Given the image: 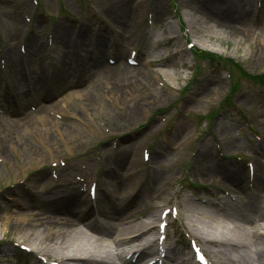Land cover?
<instances>
[{
	"label": "rangeland",
	"instance_id": "rangeland-1",
	"mask_svg": "<svg viewBox=\"0 0 264 264\" xmlns=\"http://www.w3.org/2000/svg\"><path fill=\"white\" fill-rule=\"evenodd\" d=\"M112 1L0 0V71L7 72L11 56L15 61L21 56L22 65L17 87L9 85L6 75L0 77V204L24 211L21 207L32 198L24 185L38 172H46L44 184L56 169L82 170L80 191L93 200L89 190L98 185L114 147L121 148V154L136 153L132 170L139 176L155 178L167 169L176 173L162 185L169 193L158 201L159 212L176 207L181 196L195 202L200 197L204 203L232 201L220 193L221 188H229L222 181L209 183L192 173L194 156L200 152L208 153L213 165L227 166L243 179L241 197L234 203L261 200L264 187L257 180L264 172V0H220L232 13L224 27L210 6L215 0H123L137 21L131 43L122 44L119 52L134 60L125 64L148 72L155 89L165 91V98L155 104L131 96L128 81L118 84L121 96L112 92L94 68L100 59L112 65L114 57L104 58L102 51L115 54L120 46L116 23L108 13ZM238 13L246 14L244 22L236 20ZM172 32L175 38L169 40ZM62 35L75 53L73 62L68 60L65 66L64 83L88 95L94 110L79 96L61 103L64 87L54 89L50 83L52 75L62 69L57 50ZM75 65L76 73L71 70ZM36 82L39 86L32 90ZM17 88L23 89V100ZM23 103L27 112L46 119L45 127L40 126L44 131L19 123L16 134L8 138L5 123L22 119ZM40 107L43 110L37 112ZM176 129L187 137L169 146ZM46 134L49 141L44 139ZM17 136L27 139L36 159H25L17 151ZM15 191H23L24 199ZM178 212L176 218L170 216L168 234L175 235L179 255L189 254L195 238ZM22 234L9 226L2 229L0 261L7 255L9 264L30 262L20 259L14 246L20 244ZM197 243L213 264L219 262L215 247ZM245 254L252 264L260 260L253 250Z\"/></svg>",
	"mask_w": 264,
	"mask_h": 264
},
{
	"label": "bare ground",
	"instance_id": "bare-ground-1",
	"mask_svg": "<svg viewBox=\"0 0 264 264\" xmlns=\"http://www.w3.org/2000/svg\"><path fill=\"white\" fill-rule=\"evenodd\" d=\"M138 1L141 3L144 0ZM210 6L218 12L216 16L222 21L221 26L224 27L225 23L230 21L232 13L222 7L220 0L213 1ZM108 13L116 23L119 45L129 46L137 16L130 10L127 11L123 0H113ZM243 15L238 13L236 20L244 22L246 14ZM160 17L158 15V19ZM174 38L175 35L172 32L169 40ZM64 41V35L59 36L57 50L60 53L62 69H58L59 71L52 75L50 83L54 89L64 87L59 95L61 103L73 96H79L86 102L88 108L94 110V101L88 95H82L81 92L74 91L70 85L67 86L64 83L65 66L68 60L72 61L71 56L75 54L73 48L69 44L65 45ZM99 43L101 42L98 41L96 46L98 50H101L103 45ZM120 46H116L118 53L115 54L102 51L104 58L114 57V63L109 65L106 61L98 60L94 65L97 75L111 86L112 92L120 96L122 88L118 87L119 82L128 81L130 90L127 91H132L131 96L140 97L144 104L162 101L166 96L165 91L155 89L149 82L148 72L133 69L125 64L129 58L119 52V49L123 47ZM31 54L28 52L32 60ZM20 57L18 58L21 59ZM74 58H77V55ZM19 59L15 61L11 56L7 64V72L0 71V77L3 74L9 77V85L11 84L12 87L20 85L16 77L22 68ZM84 64L89 65L87 58ZM151 65L149 64L148 67ZM75 68L76 65L71 70L76 73ZM151 72L157 74L159 71L151 70ZM74 76L75 74L71 77ZM37 86L39 83H34L32 90H35ZM18 90L22 98L24 91L22 88ZM167 90L171 91L169 88ZM149 91L153 92V95L145 96L149 94ZM26 105L23 103L21 120L5 123L8 138L16 134L19 123L31 124L39 133H42L41 130L44 131L40 129V126L45 127L46 119L37 118L31 112H27ZM42 110L43 108L40 107L37 112ZM186 137L184 133L176 129L171 139L174 143L170 145L168 143V145L174 146ZM16 139L17 151L21 152L25 159L37 158L35 151L27 145L26 138L17 136ZM44 139L50 140L47 134ZM120 149L119 147L110 149L113 155L106 159L105 169L98 179L93 200L87 199L80 191V181H83L80 179L83 177L82 170L56 169L52 174L54 177L44 184L41 182L46 177V172H38L24 185L26 190H30V197H32L31 202L26 201L21 207L24 211L21 212L16 208L11 210L6 205L0 204V232L7 226L24 232L18 240L24 249L15 245L20 259L33 260L36 264H186L188 260L180 259L179 252L175 248L170 247L161 251V246L165 242L162 220L166 210L159 212L161 206L158 201L168 197L169 188L162 185L176 173L167 169L155 178L148 174L139 176L138 172L132 170V165L137 162L136 153L121 154ZM157 159L158 157L155 156L154 160ZM192 173L209 183L222 181V185H227L229 188L227 191L221 188L220 193L232 199V201L216 204L204 203L200 197H197L195 202L190 198L183 199L181 196L182 201L176 204V208L180 210L181 218L195 240L216 248L214 254L218 255L219 262L215 264H252L246 257L248 254H245L251 250L260 259L254 264H264L261 260L264 257V197L244 205L234 203L236 198L241 197L239 191L243 185V179L227 166H219L215 163L213 165L211 156L205 152L194 156ZM131 176L132 179H129ZM263 177L264 172L257 180L258 186L262 188L264 187ZM22 192L15 191L20 199H24ZM91 217L92 221L89 219ZM2 253L3 251L0 250V254ZM160 253L165 254L164 260L152 262ZM6 257L0 261V264H9L10 260Z\"/></svg>",
	"mask_w": 264,
	"mask_h": 264
}]
</instances>
